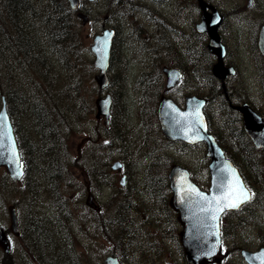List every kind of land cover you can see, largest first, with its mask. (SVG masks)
<instances>
[{"label": "rangeland", "instance_id": "rangeland-1", "mask_svg": "<svg viewBox=\"0 0 264 264\" xmlns=\"http://www.w3.org/2000/svg\"><path fill=\"white\" fill-rule=\"evenodd\" d=\"M125 1L92 0L91 9L93 13L91 14L90 20L85 24H81L78 21L76 31L80 36V48L73 51L82 57L83 62L77 75H70V69L65 68L64 64L59 59L57 60L56 56H61L57 52L56 54L53 53L54 55H50V61L54 63L57 73L56 75H52L53 73L49 71L50 77L52 76L54 79L58 75L57 81L55 80L57 82L56 88L54 87L53 90H48L47 88L50 87L49 83H44L41 75L34 73L32 68L27 73V78L30 81L29 84H31L30 92L35 90L43 91V94L49 101L48 96H50L55 101L53 106L56 108V116L61 115L59 109L62 105L68 113L67 117L70 124L67 126V137L64 136L65 139L63 140L62 147L64 154H59L61 158H59L58 166L61 162L66 163L64 165L65 169H62L63 175L62 177L60 176V180L64 183L63 191L65 199L71 206L70 211L74 218V234L76 235L75 240L77 243L75 249L77 254L80 255L82 264H101L103 258L115 250L114 243L106 238L104 232H102V228L91 222H87L84 211L87 210L90 215L100 213L102 210L101 203L110 197L111 191L116 192L118 190L119 193L126 191L127 187H120L119 179L121 174L131 172V166L139 163V168L143 166L142 168L149 169L147 168L148 155L144 150L138 148L136 157L127 159L123 146L124 140L130 145L129 149L131 154L133 145L125 140V133L127 132H131L132 141L139 136H146L145 130H142L140 124L146 114L145 108H147L143 106L144 96L140 92L142 86H140L139 78L146 75L142 70L145 67L156 66L160 61L162 62L165 59L170 61V65H174L185 54H188V50L190 51L191 49V45L188 46L187 44V39H191V0H169L166 8L169 16L166 17V28L164 27L163 21L156 19L157 16L158 18L162 16L163 11L154 12L150 9L153 7L148 4L149 2L158 3L156 2L157 0H133L135 5L134 13L127 11L128 4ZM213 1L218 3L216 5L220 7L234 11L235 16L231 18L232 24L235 23L236 17L241 15V12H254L253 7L246 10L245 5L247 0ZM141 14L154 20V23L151 24L152 29H147L150 31L148 33L140 27V24L144 22L151 23V20H141ZM39 21V18H37L32 19L29 23H38ZM101 21L107 24L106 26L108 27L115 28L118 25L121 29L120 33L127 36L123 45L119 47L122 48L121 51L115 48L114 52L115 45L113 44L111 58L114 54V63L120 66V72L117 74V71L115 73L111 71L110 67L113 60L110 58V67L108 70L109 85L103 90L96 83L95 75L97 69L92 64L94 56L89 49L94 35L101 30ZM5 25L9 26L7 22ZM74 26L76 28V23ZM163 29L177 39H171V43L165 39L166 43H162V39L160 38L155 39L154 33ZM152 32L153 35H151ZM177 43L185 49L184 53L180 50ZM197 47L202 51L200 43ZM63 50L67 54L66 50L68 48L66 46ZM169 50L172 53L177 50L180 55L175 56V58L169 55L171 56L170 58L165 55ZM203 59L204 62L207 61L204 54ZM74 61L73 58L70 61L71 68L74 66ZM251 65L250 63H246L243 67L244 74L247 78L251 74ZM37 69H42V66H39ZM4 77V79H0L1 83L6 81V75ZM117 78H121L122 83H125L122 97H131L134 99L136 106L131 110L130 118L122 119L120 115V111L123 109L121 97L117 101V105L115 104L112 109L109 126H105L104 118H97L95 116V99L99 95H102V93H109L115 97L116 93L113 90L114 86L112 83ZM41 86L42 89H40ZM74 88H76V91ZM155 89V93L154 89L151 90L154 93V97L160 92L158 85L155 86ZM177 91L178 88L176 87L173 95L174 93L178 94ZM26 92L29 93L28 90ZM40 98L45 102L44 97L40 96ZM69 105L73 107V117L69 116L72 111V107ZM74 110L76 115H74ZM25 115L18 112V136L22 145L25 143L24 140L28 138L30 143L36 144L39 148V142L41 141H39L40 138L36 131V125L31 115L29 119ZM53 116L56 119V116ZM14 121H16L15 116ZM117 125L120 126V132L117 131ZM152 138L154 145L153 147L149 146L152 151H155L161 146L166 147V144L172 145L166 149L167 154H169V158H167L169 161L162 165L163 168L169 164L167 165L168 170L171 164L175 162L179 163L190 168L200 184H207V159L204 157L205 148L202 145L187 147L177 142H166L158 132L155 136L153 134ZM240 150L243 159H237V161L250 187L253 189V198L246 207H243L241 211L234 214V216H237L235 220L225 225L222 236V248L218 255L208 261H204L202 264H245L239 255V249L241 247L254 249L264 244V149L255 150L250 146H245ZM24 151L25 153L28 151L26 147ZM158 152L164 154L161 150ZM63 157H66V160ZM255 157L260 160L261 166L259 171L251 168V165L245 164L250 161L249 158L254 159ZM26 158L29 166L32 165L31 168L29 167L33 174L30 182L34 187H37L39 192H37L36 200H27V196L25 195L26 181H24V177L18 182H12L11 186H9L12 192H0V195L3 197V203H5V207L7 208V212L4 214V208L0 206V222L10 233L11 258L9 264H40L37 256L31 253L24 245L22 239L12 233L10 229V209L13 206L17 208V216L20 223L28 215L30 217H40V213H44L51 207V205H48L50 192L49 185L46 182L47 170L43 172L42 169L43 160H41L38 154L36 158H33L32 155L26 153ZM115 161L122 163L123 168H121V171L112 169L111 166ZM253 161L257 162V160ZM95 165H99L98 167L102 166V170L106 172L105 179L108 182L104 185L97 186L92 182L90 175L94 177L93 168ZM248 166L250 168H247ZM55 171H48V173L54 174ZM249 171L252 173H249ZM5 173H7L5 166H0V177ZM136 184L137 181L134 178L128 181L126 180V186L130 185L133 189H135ZM120 189H123V191ZM142 195L144 194L135 195L133 193L129 198V200H132L131 206L135 205V212L134 210L132 211V217L136 225H134L136 227V230H134L136 238L133 237L131 242L133 244L132 248H121L123 250L122 255L131 256L122 264H185L184 255L179 254L180 238L174 236L175 228H171L173 236L168 231L171 238L170 236L168 237L167 226L160 219L165 216L164 213H167V215L173 214L170 199L167 205V198H160L158 201L161 202L163 200L162 204L154 202L150 206L143 200ZM162 207L164 208L161 210ZM126 215L130 217L128 210ZM177 215L175 214L172 219L173 221L177 219ZM167 220L169 218L165 217L164 221L167 222ZM117 248L120 249L119 246ZM181 252L184 253L183 248ZM3 253L4 247L0 243V257L2 258L4 257Z\"/></svg>", "mask_w": 264, "mask_h": 264}, {"label": "bare ground", "instance_id": "bare-ground-1", "mask_svg": "<svg viewBox=\"0 0 264 264\" xmlns=\"http://www.w3.org/2000/svg\"><path fill=\"white\" fill-rule=\"evenodd\" d=\"M91 1L92 0H79L77 5L73 7L71 6L68 0H21L20 2H17V6L10 9L7 7L5 0H0V10L2 13L0 15V66L6 63V65L11 68L10 73L12 75H15L18 71V68H19L18 59L27 68H32V69L37 70V68L39 67L38 64H36V61L38 60L36 58H35L36 61L34 60L35 55L34 53H32V49L30 47V43H31L30 36H28V34H25V31L21 27L18 29V11H19L18 4L22 7V5L26 3V5L32 4L34 5L35 8L38 7L39 9H37L35 12L45 14L51 20L49 42L51 46H53L54 50L59 49L60 47L64 45L66 46V48H68V50H66L67 54L66 52H64V50H62L60 53L61 56H58V58L61 62L64 63L65 68L70 69L69 71L70 75L72 76L77 75V73L79 72V68L82 65L83 60H82V57L80 55H77V53L74 52L73 49L71 48L72 39H73L72 35H77V32H76L77 29L75 28V26H73L75 22L74 21L75 19L73 18L74 16L77 17V14L79 13L78 11H83L90 18L91 14L93 13V10L91 9ZM125 2L128 4L127 11L130 13H134L135 5H134L133 0H126ZM140 2L142 3V1ZM156 2L158 3L149 2L148 4L151 7H153L150 9L154 12L163 11L162 16H160L159 18L157 16L156 19H160L161 21H163L164 27L166 28L167 27L166 17H169L167 14L166 8H167V4L169 3V0H157ZM197 2L199 5L200 1L198 0ZM183 4H187V3H183ZM190 9L191 11L194 10L193 8H191V4H190ZM221 9L224 12L228 11V9L225 7H221ZM22 12H25V11L23 10ZM8 18L10 19V22H11V18L14 19L16 27L13 22H11L10 26H5L6 21H9ZM141 20H151V23L144 22L140 24V27L146 30L148 33L149 30L147 29L149 28L152 29L151 24L154 23V20L151 18H148V16H143V15H142ZM101 22H100L101 24L100 27L102 28V24H103L104 25L103 28H106L107 24H105L104 22L102 23ZM194 23H195V20L193 21V29H197L198 23H195V25ZM120 31L121 29L118 27V25H116L114 29V33L116 34V36L113 40V44L115 45L114 52H115V48L116 50L119 49V51H121L122 48H119V47L123 45L124 40L127 37L125 34L120 33ZM19 35H21L25 41L24 46L20 48V49L23 48L25 53H21L22 51L18 52V36ZM151 35H153V32L151 33ZM154 36H155V39H159V38L162 39V43H166L165 40L171 43L172 35H170L164 29L154 33ZM7 41H9L10 47L8 49H5L7 46L6 45L5 48L3 49L2 45H5ZM192 50L193 48L190 51H188V54L192 60H195V53H191ZM165 55H167L170 58L171 56L169 55H172L173 58H175V56L180 55V53L177 50L173 51V53L169 50L167 53H165ZM72 58L75 60L73 68H71V65H70V61ZM111 59L113 60V63L110 67L111 71L113 73L117 71V74H119L120 66L114 63V59H115L114 54L112 55ZM195 61L197 63L196 68L198 70H201L203 67L202 61H198V60H195ZM42 62H43V58H41V65H42ZM50 66H52L53 68V63L51 61L49 62V67ZM160 67H161L160 63L157 64L156 66L145 67L142 71L144 74L146 73V75L141 76L139 78L140 86H142V90L140 92L144 96L143 106L147 107L145 108L146 114L144 115V118L140 122V124H141L142 130L143 129L145 130L146 136H143V135L139 136L134 141H132L131 132L125 133L126 135L125 140L129 141L133 145V147L131 148V154H130V149H129L130 145L123 140L124 142L123 146L125 148L126 158L130 159V157L131 158L136 157V151L138 148L140 150H144L148 155L147 168L149 169H144L142 168L143 166L139 168L138 166L139 163H136L134 166H131L130 167L132 169L131 172H126L125 176L127 177L126 179L127 181L130 180L131 178H134L137 181V184L134 187L135 189H133V187L128 185L125 191V195L123 194V192L119 193L118 190L116 192L111 191L110 197L105 202L101 203L102 210L96 217H94L93 215H90L87 212V210L84 211L87 222H91L92 224H95L96 226H100L103 229H105L106 227L111 232L113 230L112 234H115L118 232L117 227L119 223H126V224H129L131 227L136 226L133 221V217H132L133 216L132 211L134 210L135 212V205L130 206L127 203V199L130 198L133 193H135V195H140L141 193L144 194L141 197H143V200L150 206H152L153 203L157 202L160 198L165 199L163 191L159 190V188L165 183V179L163 178V172L165 168L162 167L161 163H163L164 161H169L167 159L169 158V154H167L166 149L172 145L166 144V147L161 146L155 151H152L150 148V147H153L154 145L152 136L153 134L154 136L157 134V128L155 126L157 119L153 111L158 109V105L156 104L157 100H154L153 98L154 96L151 90L155 88L158 80H160V76H161ZM24 70L27 71L26 73H29V70L27 69H24ZM50 71L53 72V70H50ZM0 79L2 78L0 77ZM57 79H58V75L56 76L55 80L57 81ZM112 85L114 86L113 90L116 93V95L115 97L110 96V106L114 107L115 104L117 105V101L123 96V92L125 89V83H122L121 78L120 79L117 78L115 82L113 81ZM11 87H14V89H12ZM0 88L5 94L6 93L9 94L10 101L11 100L13 101V104H12V108L14 110L13 114L15 113L14 116L16 118V123L18 127V106H19L18 105V90L19 92H26V88H23L22 86L20 87V85H18V80L16 82L6 80L3 83H1L0 81ZM74 89L76 91V88ZM98 97L105 98L106 96L99 95ZM2 98H5V95L0 96V102L2 101ZM121 103L123 104V109L120 111L121 118L122 119L130 118L131 110L134 109V107L136 106L134 99L128 96L122 97ZM36 109L39 111L38 105L35 107V110ZM74 115H76L75 110H74ZM14 116L12 118L11 115H9L12 126H13L12 122L14 121ZM67 116H68L67 111L63 110L61 112V115L56 117L54 124L51 125L52 133H51L50 144L52 145L53 155H57L58 159L61 158L59 157V154L61 153L64 154V150L62 148L63 140L65 139L64 136H66L67 134V128H68L67 126L70 124ZM69 116L73 117V108ZM218 116L222 117V118H219L221 119L222 122L218 124V127H217L219 134L224 138L228 137V142L230 143V145L232 144V141L229 137L228 130H231L236 135L238 143L236 146H233V145L229 146L230 152L233 154L236 160L243 159L242 154H241L242 152H240L241 151L240 149H242L246 145L247 142L244 140V138L240 135L239 131L237 130L236 120H234L233 118L229 116L225 117L222 112H220ZM117 131L120 132L119 125H117ZM24 141L25 143H30V140L28 138ZM44 148L48 149V145H45ZM159 150H161L164 154L159 153L158 152ZM63 159L66 160V157H63ZM249 160L250 161L245 164L246 165L249 164L251 165V168H255L256 171H259L260 166H261L260 160H258L257 157H255L254 159H249ZM253 160H257V162ZM65 164L66 163L61 162L60 165L57 167L56 171L55 169H53V167H50L51 171L54 170L56 172V174L55 172L54 174H49L52 179H50L49 177L46 178L47 184L52 183V188L54 190V193L51 194L52 192H50L48 196V202H49L48 205H51V207H49L48 210H46L44 213H40L39 216L41 219H43L42 223L46 226L49 224H53L52 223L53 221H56L58 223L60 222L63 224L66 223L69 229L68 231L69 243L74 248L76 247V244H77L75 240L76 235L74 234V232L72 233L71 231L75 226L74 218L73 216L69 214L68 210L66 209L65 196H64V191H63L64 183L60 180V178L63 175L62 169H65L64 167ZM98 166L97 165L94 166L93 173L95 175L94 177L92 176L91 179L93 183L99 186V185H104L108 181H106L105 179L106 174H105V171L102 170V166L101 167H98ZM247 168H250V167L248 166ZM151 172H154V173H151ZM249 173H252V172L249 171ZM110 199H112L113 201L111 200L112 202H110ZM118 201H120V203H117ZM0 206H3V208L7 210V208L5 207V203H3V197L1 195H0ZM52 206L54 207L53 209H52ZM115 206L116 207L120 206L119 208H121V212L119 215H116L117 212L115 213L113 212L114 211L113 208H116ZM128 206H130L128 208L130 217H128L125 214V210ZM54 209H60L61 211L53 212ZM31 227L35 231V233H37L38 229L33 225H31ZM135 230H136V227H135ZM26 231H27L26 235L28 237L27 241H31L30 232L28 231L27 227H26ZM121 252L123 253V251Z\"/></svg>", "mask_w": 264, "mask_h": 264}, {"label": "water", "instance_id": "water-1", "mask_svg": "<svg viewBox=\"0 0 264 264\" xmlns=\"http://www.w3.org/2000/svg\"><path fill=\"white\" fill-rule=\"evenodd\" d=\"M71 6H76L78 0H68ZM200 7L204 11L201 21L198 23V31H206L209 33L210 41L208 49L219 56L223 54V46L218 39L217 27L222 19L218 14H208L207 5L199 0ZM82 23H85L88 16L78 13ZM260 48L264 52V32L260 33ZM114 30L104 29L102 33L96 34L93 38V44L90 46L95 58L94 67L99 72L95 75L96 82L99 87H104L108 82L106 74L109 57L110 46ZM216 67H221L219 62ZM174 70L168 71V83H172L176 79ZM97 108V116L103 114L108 117L110 95L105 98H97L95 100ZM203 99L197 100L194 97L188 98L186 108L181 111L171 100H163L158 107V119L164 135L170 140H183L188 143L197 141L206 142V155L211 158L209 169L211 172V182L208 190H202L190 178L189 171L180 166L173 165L168 173L169 185L172 190V203L179 210L180 217L184 221L182 231V244L185 248L186 264H200L204 259L215 255L220 245V227L219 218L225 210L236 209L237 207L224 208L219 211L218 207H223V201L217 205V199L224 196L228 191L229 184L234 182L233 172L239 178V182L243 188H246L242 178L233 165L224 157L223 151L214 141L213 137L207 133V126L204 115L201 110ZM244 127L251 136L256 146H264V119L260 120L249 110H243ZM262 121V124H261ZM5 166L11 179L18 181L21 178L23 169L16 144L13 128L6 109V102L2 98L0 108V166ZM119 166L118 162L113 164V168ZM123 181V178L121 179ZM203 197V198H202ZM11 228L14 233L19 234V228L16 218V208L10 209ZM0 241L4 245L5 252H9L8 240L5 236L3 228L0 226ZM245 261L248 264H264V247L257 250H242ZM102 264H120L118 258L114 255H107Z\"/></svg>", "mask_w": 264, "mask_h": 264}, {"label": "flooded vegetation", "instance_id": "flooded-vegetation-1", "mask_svg": "<svg viewBox=\"0 0 264 264\" xmlns=\"http://www.w3.org/2000/svg\"><path fill=\"white\" fill-rule=\"evenodd\" d=\"M191 1V8L194 10L191 11L190 20L191 39H187V44L188 46L191 45V49L193 48L191 53H195V60L202 61L203 67L201 70H198L196 68V61L192 60L189 54H185L182 59L177 62L175 61L176 63L174 65H170V61L167 59L162 62L160 61L161 76L156 84L159 86L160 92L155 95L154 100L159 99L158 105L163 98H170L179 108L183 109L187 97L195 96L197 98H205L203 113L208 123V131L241 170L236 158L227 150L229 146L237 145L238 140L236 135L231 130H228L229 137L232 141L230 145L228 137L224 138L219 134L217 127L218 124L222 122L221 119H219L222 117L218 116V114L222 112L225 117L229 116L236 120L237 130L247 142L245 146H253V142L243 128L241 108L249 105L256 113L264 117V54L259 48L260 32L264 27V0H247L245 5L246 10L253 7L254 12H241V15L236 17L234 24L231 23V18L235 16V13H233L234 11L228 10L224 12L213 0H206L208 4L218 7L223 15V20L218 28L219 40L224 45V54L221 60L222 67L219 68H215L218 64V57L209 52L207 48V43L209 41L208 34L197 33L195 29H193V21L195 20V23H197L201 13L198 8V0ZM209 11L211 12V7ZM103 26L102 24V28ZM171 39L176 40L177 38L171 36ZM199 43L201 44L203 52L197 47ZM177 45L184 53L185 49L182 45L178 43ZM203 54L206 56V62H204ZM246 63L252 64L251 74L248 78L243 71V67ZM167 68H175L179 72L178 79L171 85L167 84ZM176 87L178 88V94L174 93L173 95ZM155 91L156 89L154 88V93ZM154 93L152 94L154 95ZM156 110L153 111L155 116ZM172 211L173 214L167 215V213H165V216L161 220L163 224L167 226V233L169 231L171 236H173L171 228L174 227V236L180 238L183 222L179 215H177V219L173 221L172 219L175 214L179 213L174 208ZM237 212L238 211L235 210L224 212L220 220L222 225L235 220L237 216H234V214ZM165 217L169 218L167 222L164 221ZM169 233L168 237L170 236ZM164 234L166 233L164 232ZM181 250L182 246L180 243L179 254L183 255Z\"/></svg>", "mask_w": 264, "mask_h": 264}, {"label": "trees", "instance_id": "trees-1", "mask_svg": "<svg viewBox=\"0 0 264 264\" xmlns=\"http://www.w3.org/2000/svg\"><path fill=\"white\" fill-rule=\"evenodd\" d=\"M20 1L21 0H5L7 7L10 9L17 6V2H20ZM37 9L39 8L38 7L35 8L34 5L32 4L26 5L25 3L22 5V7L18 4V10H19L18 11V29L21 27L25 31V34H28V36H30V41H31L30 47L32 49V53H34L35 55L34 60L36 58L38 61L36 60L35 61L38 64V66H42L43 70L33 69L34 73L41 75V77L44 80V83L45 82L49 83L50 87L47 88L48 90H53L54 87L56 88L57 82L55 81L54 78H52V76L50 77L49 75L50 68H52V66L49 67V62H50L49 58H50V55L53 53L54 54H56V52L61 53L65 45L60 47L59 49L54 50L53 46H51L49 42L51 20L45 14L36 13L35 11ZM23 10L25 12H22ZM37 18H39L40 20L38 23H34V22L29 23L31 22L32 19H37ZM73 19H75L74 25L76 23V29H77L79 20L76 16H74ZM6 22L8 23L9 26L11 22L15 24V21L13 18H11V22H10V19L9 21H6ZM15 27H16V24H15ZM72 37L73 39H72L71 48L73 50H78L80 48V36L77 33V35H72ZM24 43H25L24 39L22 38L21 35H19L18 36V52L22 51L21 53H25L23 48L20 49L21 47L24 46ZM9 47H10L9 41H7L5 45H2L3 49L4 48L8 49ZM41 58H43L42 65H41ZM56 58L57 60L59 59L58 56H56ZM18 64H19V68L15 75H12L10 73L11 68L8 67L6 63L0 66L1 67L0 77L4 79L5 78L4 75H6V80L15 81V82L18 80V85H20V87L22 86L23 88H26V91L27 90L29 91V93H27V92H19L18 90V105H19L18 112L20 114H24V115L26 114L25 116L28 119L30 118V115L33 118L34 124L36 125V131H37L38 137L40 138L39 141H41L39 142V148L34 143H23L22 145L21 140L18 136L19 134L17 130V123L16 121H13L12 123L14 127V132L16 135L20 155H21L23 165H24L23 177H24V181H26L25 195L27 196V200L30 201L32 199L36 200L38 189L36 186L35 188L33 184L30 182V179L33 174L31 170L29 169V167L31 168L32 165L29 166V163H27L26 153H28L29 155H32L33 158H36V155L38 154L41 160H43L44 163L41 162L43 172L44 170H47V174H48L46 178L49 177L50 179H52L48 173V171H51L50 167H53V169L58 167L59 159L57 158V155H53L52 145L50 144L51 133H52L51 125L54 124V121H55V117L53 116V114L56 116V108L53 106L55 101H53L50 98V96H48L51 101L50 102L43 94V91L35 90L33 92H30L31 84H29L30 81L27 78V73H26L27 71H25L24 69H27L30 71L31 68L25 67L19 59H18ZM62 64L64 63L62 62ZM52 70H53L52 75H56V69H55L54 63H53ZM11 88L14 89V87H11ZM40 89H42V86L40 87ZM1 95H5L8 112L13 118L15 113L13 114V111H14L12 108L13 101L12 100L10 101V95L8 93L5 94L0 88V96ZM40 96L45 98V102L42 101ZM37 105L39 107V111L37 109L35 110V107ZM69 106L72 107V105H69ZM59 110L60 112L65 110L64 106L62 105ZM45 145H48V149L44 148ZM25 147L28 150L26 153L24 151ZM166 162L168 161H164L161 164L163 165ZM167 165L163 172V178L165 179V183L159 188V190H162L164 196L166 198H169L170 189H169L168 179H167ZM37 170L39 171V169ZM90 177L92 176L90 175ZM12 182L13 181L9 179L7 173L1 176L0 177V192L1 191H6V192L11 191L12 192V190L9 187L11 186ZM48 185H49V192H52L51 194H53L54 190L52 188V183ZM120 190L123 191V189H120ZM123 194L125 195V191H123ZM111 200L112 199H110V202L113 201ZM65 203H66V209L71 215V211H70L71 206L69 205L66 199H65ZM117 203H120V201H118ZM127 203L128 205L131 206L132 200H129L128 198ZM157 203H163V200L161 202L157 201ZM167 203H168V200H167ZM130 206L126 208L125 214L127 213V210ZM119 207L120 206L113 208L114 209L113 212L114 213L117 212L116 215H119L121 212V208ZM60 211H61L60 209H54L53 212H60ZM3 212L5 214L7 210L4 209ZM98 214L99 213H95V215L93 216L96 217ZM42 220L43 219H41L40 217L26 216L25 219L21 220L20 222V229H21L20 239H22L24 245L31 251V253L37 256L38 262L40 264H82L80 255L77 254L75 247L73 248V246L69 243V238H68L69 229H68L67 224L66 223L63 224L60 222L58 223L56 221H53L52 222L53 224H49L46 226L42 223ZM31 225L35 226L38 229L37 233H35ZM26 227L28 231L30 232L31 241H27L28 237L26 235L27 234ZM117 228H118V232L115 234H112L113 230L111 232L106 227L105 229L102 228V230L106 238L109 239L115 245V250L112 251V253L115 254L122 263H124V261H126L131 256L122 255L121 251L123 250L121 248L129 249L133 247V244L131 242L133 240V237H135V234H134L135 228L131 227L129 224H126V223H119ZM71 231L73 233L74 228ZM118 246L120 247V249L117 248ZM10 255L11 254L9 255L4 254L3 258L0 257L1 258L0 264H9L10 258H11Z\"/></svg>", "mask_w": 264, "mask_h": 264}, {"label": "snow or ice", "instance_id": "snow-or-ice-1", "mask_svg": "<svg viewBox=\"0 0 264 264\" xmlns=\"http://www.w3.org/2000/svg\"><path fill=\"white\" fill-rule=\"evenodd\" d=\"M233 177L234 182L229 184L227 193L217 199V205H220L221 201H223V207H218L219 211H223L224 208L228 207H237L241 202L249 199L248 192L243 188V185L239 182V178L235 176L234 172Z\"/></svg>", "mask_w": 264, "mask_h": 264}]
</instances>
